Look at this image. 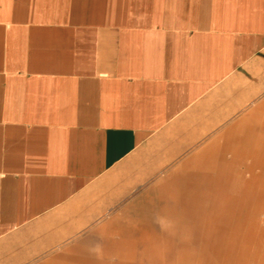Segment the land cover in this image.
Segmentation results:
<instances>
[{
    "label": "crops",
    "instance_id": "1",
    "mask_svg": "<svg viewBox=\"0 0 264 264\" xmlns=\"http://www.w3.org/2000/svg\"><path fill=\"white\" fill-rule=\"evenodd\" d=\"M117 169L214 194L225 207L183 201L180 219L231 252L224 226L247 216L229 205L264 195L248 191L264 189V0H0V264L103 258L90 236L142 225L91 219Z\"/></svg>",
    "mask_w": 264,
    "mask_h": 264
},
{
    "label": "rangeland",
    "instance_id": "2",
    "mask_svg": "<svg viewBox=\"0 0 264 264\" xmlns=\"http://www.w3.org/2000/svg\"><path fill=\"white\" fill-rule=\"evenodd\" d=\"M125 169H117L109 177L108 188L95 189L94 195L90 197V202L102 203L103 197L115 199L110 209L98 212L91 219L96 221H107L114 218L118 212L120 223L128 221L130 216L136 215L137 223L142 224L137 227H114L105 230V235L100 234L90 236V244L85 248L101 259H91L93 264H264V195L257 201L254 196H247L243 203L229 207L241 208L245 210L246 219L234 220L224 226L225 233L231 241V252L226 254L212 252L214 241H219L222 234L208 224H198L197 222L181 220V208L183 201H187L188 210L194 212L199 208H220L225 207L220 204H213L214 194L184 195L176 180L168 181L167 185L162 180V175L158 174L152 180L126 181ZM233 181H216L218 192H234L229 189ZM167 186V187H166ZM104 190V191H103ZM237 191V189H236ZM250 192H263L261 188H250ZM105 192L106 196L103 195ZM108 194V195H107ZM103 195V196H102ZM238 199L236 194H221ZM152 198V206L144 204ZM136 203L138 209L136 213L123 211L130 203ZM256 208L257 211L250 218V210ZM194 210V211H193ZM115 212V213H114ZM92 214V213H90ZM96 222L87 228H79L78 232L68 240L60 244L61 248L65 244L75 241L86 235V233L96 230ZM215 231L211 234V232ZM107 241H112L118 250L108 252ZM210 243V244H208ZM106 245V252L103 247ZM84 262L87 260H83ZM83 261H79L82 264ZM46 264V260L26 262V264ZM63 260L56 261V264H65ZM78 263V262H77Z\"/></svg>",
    "mask_w": 264,
    "mask_h": 264
}]
</instances>
